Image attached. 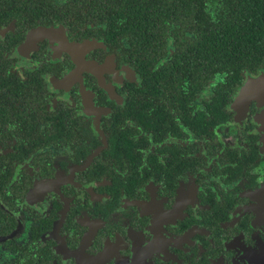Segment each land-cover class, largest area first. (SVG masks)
Wrapping results in <instances>:
<instances>
[{
    "label": "flooded vegetation",
    "instance_id": "obj_1",
    "mask_svg": "<svg viewBox=\"0 0 264 264\" xmlns=\"http://www.w3.org/2000/svg\"><path fill=\"white\" fill-rule=\"evenodd\" d=\"M55 7L0 0V264H264V60Z\"/></svg>",
    "mask_w": 264,
    "mask_h": 264
},
{
    "label": "trees",
    "instance_id": "obj_2",
    "mask_svg": "<svg viewBox=\"0 0 264 264\" xmlns=\"http://www.w3.org/2000/svg\"><path fill=\"white\" fill-rule=\"evenodd\" d=\"M9 2L29 5L33 0ZM44 3L62 6L49 10L50 14H60L61 19L97 20L120 32L128 28L145 52L156 47L163 36L184 39L186 30L193 27L196 33L203 32L208 37L206 50H214L218 40L221 52L249 53L264 60V0H44ZM70 14L73 16L64 17Z\"/></svg>",
    "mask_w": 264,
    "mask_h": 264
}]
</instances>
